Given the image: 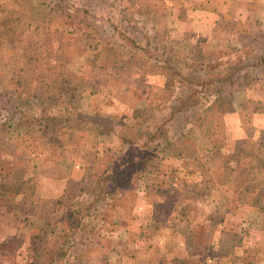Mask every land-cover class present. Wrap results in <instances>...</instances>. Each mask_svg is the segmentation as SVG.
Returning a JSON list of instances; mask_svg holds the SVG:
<instances>
[{"label": "crops", "instance_id": "1", "mask_svg": "<svg viewBox=\"0 0 264 264\" xmlns=\"http://www.w3.org/2000/svg\"><path fill=\"white\" fill-rule=\"evenodd\" d=\"M6 1L0 0V15ZM122 1L124 9L135 15L139 27L148 36L162 35L163 46L171 49L177 57L194 63L226 65L228 60L245 62L246 41L257 37L252 45L264 47V43H259L264 41V0ZM107 47L114 48L112 44ZM258 56L254 57V62L261 64ZM84 58L86 71L72 76L71 84L66 79L67 89L61 87L72 101L63 104V112L74 115L98 110L102 114L119 116L123 107L131 112L155 106L156 102H147L144 96L136 104L115 97V94H137L132 87L135 77L128 78L129 74L120 67L117 70L126 77H114L113 71L108 70L107 86L96 89L87 86L86 83H91L98 74L95 61L91 64ZM130 60L141 65L136 74L143 79L144 85L165 86V62L138 54ZM15 67L18 75L13 78L16 81L29 77L24 74V69ZM153 67L158 72L151 71ZM263 78L257 79L259 82L252 91L243 92L247 100L261 106L259 109L249 112L246 107L237 106L224 116L222 131L225 136L222 137L220 155L216 153L219 142L214 134H205L198 125L185 119L182 127L174 125L183 128L181 154L167 160L174 166L152 171L147 167L149 157L145 156L141 159L143 167L134 173L126 170V175H132L131 183L143 177L141 184L138 187H129L128 184L121 188L123 194L114 195L116 180L132 159L122 161L123 164L116 167L113 159L120 157L117 151L145 150L125 143L118 129L102 136L80 132L76 136V147L58 153L47 150L41 162L34 165V171L25 167L27 175L37 178V186L35 190L15 197L16 207L11 208L9 203L0 204V228L13 227L15 223L11 218L19 215L23 216L20 222H30L29 218L39 223L44 221L49 226L62 225L65 211L73 212L87 195L82 192L83 181L94 180L99 166L108 158L106 170L100 171V177L109 178L104 191H110V194L106 195L107 199L99 210L96 211L95 207L91 213L103 212L108 207L111 214L104 217V226L96 228V231L100 228L99 233L105 232L104 236L91 232L86 236V239L90 238L89 242L83 243L85 248L73 249L77 252V264H264V94H256L261 90L264 92ZM77 81L84 84L77 86ZM111 81L116 82L112 84ZM141 94L146 95V92ZM46 133L47 126L43 136ZM4 140L3 143L11 142ZM134 191L137 200L129 198ZM115 198H120L119 202ZM91 200L93 202L96 198ZM45 204L49 206L48 213ZM28 206L33 207L32 212H27L31 208ZM91 213L85 217L89 219ZM44 215L48 216V222L41 218ZM16 227L23 231L22 224ZM22 235L27 240L30 238L28 234ZM57 238L60 239L57 233H49V246ZM98 238L102 239L101 243ZM36 239L39 238L36 236ZM37 247L36 243H25L18 249L35 251Z\"/></svg>", "mask_w": 264, "mask_h": 264}, {"label": "rangeland", "instance_id": "2", "mask_svg": "<svg viewBox=\"0 0 264 264\" xmlns=\"http://www.w3.org/2000/svg\"><path fill=\"white\" fill-rule=\"evenodd\" d=\"M17 1L18 2L15 3L13 0H7L6 3L3 2V5L5 6H2L1 8L2 14L0 15V25L1 22H3V20L10 15L11 12L10 7L12 8L14 7L13 9H15L16 7L18 9L17 11L18 14L22 15V11L24 12L25 9V8L23 9V6L25 7V5L27 4L28 8L31 9V13H37L38 15L37 17H34L33 20H31L29 16L24 17L25 19L24 18L20 19V21L23 22L25 25L24 28L26 31V35L21 36V38H19L20 40V42L18 41L19 43L16 42L17 40L15 42H11L7 40L6 35L1 34L2 31L0 30V99H1L0 103H4L3 105H0V109H2V106H4V109L0 111V146H7V144H11L14 146L15 144H18L20 147L22 146L24 149H26L25 156L18 151L19 150L18 148H16V150L6 149L7 153L4 157L10 159L12 156L10 153L16 151V154L13 156L16 159L14 160L11 158V160L13 161L18 160V164L23 162L24 164H26L25 167L29 166L30 171H32L35 168V166L41 162L43 156L46 155L47 153L46 151L47 150L51 151L50 150L51 148L43 149V146L41 145L40 138H43L45 143H49V139H50L49 132L46 133V136L44 135L45 137L43 135L39 136L40 134L38 132V129L40 128L39 125L41 124L40 123L41 116L44 114L54 115L56 113H58L59 115L63 112V104L66 105V103H69V101L72 103V101L71 98L67 96L68 95L67 93L66 95L60 94L61 97L59 104L61 102V105L54 106V110H53V106H51V104L41 103L40 102L41 100H37L35 98V93L37 92L36 90L25 91L22 88L16 87V83L29 82L32 84L33 82L32 86H34V84H39L41 86V85L49 84L51 80L55 79L60 81L62 78H65V82L66 79H68L69 80L68 83L70 82L71 84L73 81L72 76H78V74L84 73L86 71V67L83 64V61L85 59L84 57H86L87 58L86 60L90 61L91 64L92 63L94 64L95 61L97 65L96 68L98 74L97 77H100L102 74H106L108 70L113 71V73L111 74L114 77L117 78L126 77V74L121 73L117 70V68L119 67L120 69L125 68V73L129 74V76L127 75L128 78L132 75L135 77L134 81L132 82V87L135 88V93L137 94L130 96H126V95L122 96L119 94H115L116 98L120 99L121 101H124L125 103L127 102V103L136 104L140 102L141 98L144 96V99H146L147 102L148 101L152 102L153 100H156L155 92H158L159 89L161 88H159L157 85H147V86L144 85L143 79H141L136 74V72L141 70V65L139 64L136 66H131L128 69V67L130 66L127 63L128 60L120 59L118 61V64H124L123 65L124 67L119 66L116 68L114 63L119 59L118 55L128 54L126 50L130 48L128 42H126L122 34H125L127 36L129 35L130 39H134L135 41L138 42L140 41V39H143L145 44L144 46L150 52L151 51L153 52L154 51L153 49H157V51L155 52L156 55L153 52L154 56H152L151 58H147L156 61H163L164 56H162V54L160 53L161 49L158 48L160 46L165 45L164 44L165 41L162 35L156 36L155 38L148 36L145 33V31H143L141 27H139V22L136 19L135 15H133L131 12H127L124 9V5H123L124 3L122 4L123 2L122 0H76V5H80L82 6V8L88 10L89 14L86 16L88 19L87 21L95 25V27H97V30L99 31L98 35L99 37H101L100 39L95 40L94 43H92V48H90L92 49V53L93 52L95 53H93V55H83L81 54V52L85 51V49L88 47L84 45L83 41H80L78 31H76L73 27L69 26L67 20L69 21L70 19L61 20L59 18H56L53 19L54 20L53 23H50L49 22L50 16L45 15V13H42L43 10H48L44 0H17ZM69 1H75V0H69ZM49 11H50V7H49ZM134 21L137 24L136 26V28L138 29L137 33L135 32L133 33L134 29H132V27H134L133 26V24L135 23ZM63 23H67V24L63 25ZM7 25L10 26L11 23L10 25L9 23H7ZM140 26L143 25L141 24ZM119 30L122 31L121 32L122 34L120 33ZM68 38H69V42L67 41L68 45L66 48L68 49L69 52H66L65 50H63L62 43L63 41L65 42ZM72 38L74 39V41L71 40ZM75 38L77 39V41H75ZM150 38L154 41H150ZM79 43L82 45L81 46L82 48L78 46ZM111 43L112 45L116 46V48H112V49L108 48L107 45H110ZM93 45L96 48H93ZM96 50H98L99 53L96 54ZM137 54L141 55V53L140 54L137 53ZM38 56L41 57L38 58ZM156 57L158 59H156ZM81 59L83 60L81 61ZM244 61L245 62L236 63L234 61L230 62V60H228L226 62V65L229 66L230 68L229 71H236L237 69H241V67L244 66L249 67L246 71H249L250 72L249 74H251L252 78L254 79L255 82L253 83V85L257 84L259 82V80L257 79L264 77V65H262L261 67L259 64H256L254 62L255 61L254 58H247V60ZM162 63H164V61ZM34 64L41 66V69L44 71L43 73L45 74L47 72H49V74L54 73L56 77L52 79V77L48 75L49 76L48 78H42L43 75H41L40 76L41 79L32 81V73L29 72L26 66L34 65ZM164 64L166 65V63ZM15 65L18 66L19 68L24 69V74H28L29 77L23 80L16 81V79L13 78L16 75H18V71ZM208 65H210L209 68L211 70L213 69L212 70L213 72L212 71L210 72L212 76L225 77L229 73V71L227 70L224 71L221 70L220 63H210ZM153 69L155 68L153 67L151 71L158 72V70H153ZM166 69L168 72L167 65H166ZM122 74H124L125 76H122ZM103 79L104 76L100 80L103 81ZM65 82L62 83L61 86L62 87L64 86V88L67 89L68 84H65ZM117 82L119 83V81ZM106 83L108 82L106 81ZM148 87L150 88L149 90H147ZM96 88H100L98 87V84L95 87V89ZM229 88L230 87H227L226 91H229ZM252 89H254V86L253 88H251L250 91H252ZM114 90H117V88H114ZM142 91L146 92V95H142L141 94ZM262 91L263 90L258 91L256 92V94L263 95L264 92L261 93ZM61 92H63L62 89ZM173 96L174 95H172V97L169 98L161 97V99H157L156 103H159V101L160 103L155 105V106H159L156 109L160 108L162 102L166 103L169 106L170 105L172 106V102H173L172 100H174ZM246 96L247 95H245V93L242 94L239 93V95L236 94L233 95V97L230 100V104L229 105L227 104L228 105L227 111H230L231 109H233V107L236 108L237 106H241L244 108L246 107V109L249 112L255 108L259 109V107H261L247 100ZM126 97H128L132 102H129ZM214 99H215L214 97H212L209 101L203 99V101L196 106L197 110H202L203 108H205L203 107V105L208 106L212 104ZM216 106L218 105L216 104ZM121 111L123 112L120 113L121 115L126 113L123 115V117L125 118L127 117L126 115L131 114V112L125 110V107L121 108ZM194 112L195 110H192V112H190V114L187 115H192L194 114ZM170 113L171 111L168 110L167 108H162V109L160 108V110H155V113L150 112L149 117L151 116V118L148 124L152 123V121L161 123L163 120H166L168 116L170 117ZM226 115L227 112L224 113L223 116L217 118L216 123L214 121L212 122V127L217 132V133L215 132L216 134L214 135L215 139L217 142H219L216 148L217 151L216 153L218 155H220L221 153L220 146H221L222 137L225 136L222 129L225 128L224 127L225 122L223 118L224 116L226 117ZM186 118L187 116H181L178 118V120L177 119L174 120L176 121L175 124L170 123V128L172 129L175 135L177 134L181 135V130L183 132V128L179 129L174 127V125H179V127H182L183 124L182 122H184ZM204 118L207 119L206 122H209L211 120L209 118V115H206ZM207 125H209V123L208 124L206 123V126ZM119 127L122 129L124 127V124H121ZM7 131H9V135L6 134ZM86 134L95 135L91 133H86ZM15 135H16V139L14 140ZM5 138L7 140L8 139L11 140V142L3 143L5 141L4 140ZM154 145L156 144H150V146L147 147L144 152H140L139 149L129 150L128 153H125L126 151H122L123 155L120 154V157H118L120 160L119 163H122V161L125 162L126 160H129L131 158L132 159L130 160L129 166L124 169V172L121 173L118 179L116 180V185H115L116 193L114 195L123 194L124 192L122 191L121 188L128 184L129 187L130 186L132 187V185L138 187V185L141 184V179L143 177H139V180H134L131 183L130 178L132 177V175H130L129 173L128 175H126L127 173L126 170L128 169L130 173L132 172L134 173L136 172L137 169L143 167L141 163V159H143V157L145 156L146 157L148 156L150 159H152L154 163L155 158L152 155H156L155 153H157V149L154 147ZM151 147H153V149H151ZM180 149H181V143H180ZM107 155H109V153H107ZM4 160L8 161V159L5 158ZM155 163L157 165V168H159L160 166L159 161L155 160ZM170 165L174 166L173 162L166 161L165 165H163L162 168L165 169L166 167H170ZM182 166L189 167L186 165H182ZM8 170L9 169H7L5 173H7ZM24 170H26V168ZM15 172L16 173L14 175L10 174L9 176H7V174H5L4 177L10 179L9 182H14L15 179L19 180V178H21L23 175L21 176V174L18 171ZM36 186L37 184L33 188H31L32 184L31 182H28L25 185V188L22 193L23 194L29 193L32 190H35ZM88 196L89 195L87 194L86 197L83 198L78 203L77 207L74 208L75 220L70 223L69 225L70 227L69 229H67L68 236L66 235L67 238H65V241L64 239H62L60 232L64 223L56 227L55 225L49 226V223H45L44 221H42V223H39L38 220L31 221L29 218L28 221L30 222L25 223V221L23 220L22 222H20L21 217H23L21 215H19L17 218L14 219L12 217L11 219L15 223L13 227H9V228L7 227L2 229L0 228V264H64L63 261L65 259L64 258L65 253L63 252H65L66 250H68V253H72L71 255H69L72 258L70 259V264H77L76 263L77 252L73 251V249L76 247L85 248L86 244L83 246V243L86 241L89 242L90 238L86 239V236L91 232H95L97 233V235L100 234L101 237L102 235L104 236L105 232L101 231L99 233V231L100 228L105 224L103 223L104 217L106 215L111 214V212L108 210V207L103 212L100 210L98 213H95L94 211L91 213V210L88 207L92 201L91 199L92 198L94 199V197L96 198V196L91 195L89 196L90 198H87ZM129 196L130 199L136 198L137 200L138 195L134 191ZM115 199L117 201L120 198H115ZM42 200L44 201V199ZM9 204L12 208V207H16L18 202L14 200V201H10ZM29 204L34 206L32 203ZM46 204L43 206L45 208V212L48 213L47 208L49 206H46ZM32 206H28V208L29 207L31 208L28 209L27 212H32L31 211V209L33 208ZM90 213L91 215H88L90 217L89 219H87L85 216ZM46 217L48 216L44 215L41 218L45 219V221L48 222L46 220ZM66 217H67V212L65 211V218H64L65 221H66ZM21 224L23 227L22 228L23 231H20V229H16L17 228L16 226L18 225L20 227ZM97 226L98 227L100 226V228H98L99 231L98 230L96 231ZM49 227L51 228L50 230ZM77 227L81 230H76ZM22 233L30 235L29 236L30 238L27 240L26 237L22 235ZM49 233H53V234L57 233V236L60 237V239L57 238V241L54 242L53 245H50L51 247L49 246ZM36 236L39 238L38 240L36 239ZM7 239H9V241H6ZM101 240L102 239L99 238L97 239L99 243H101ZM71 241H73V244H71ZM25 243L32 245L36 243V246L38 247L35 249V251L31 248H27L25 250L20 251V249L18 248ZM66 243L69 244L67 245ZM81 253L84 252L81 251ZM82 257H87V256H84L82 254Z\"/></svg>", "mask_w": 264, "mask_h": 264}, {"label": "trees", "instance_id": "3", "mask_svg": "<svg viewBox=\"0 0 264 264\" xmlns=\"http://www.w3.org/2000/svg\"><path fill=\"white\" fill-rule=\"evenodd\" d=\"M46 7L48 10H43L42 13H45V15L50 16L49 22L53 23L56 18H59L61 20L70 19L67 20L69 26L73 27L76 31L79 33V39L80 41H83L84 45H86L85 51H82L81 54L83 55H93L92 53V43H94L95 40L100 39L99 37V31L97 30V27L95 25L89 23L87 20L88 10L85 8H82L80 5H76L75 1H69V0H44ZM50 7V11H49ZM25 8V9H24ZM24 12L22 11V15L18 14V9L15 7V9H12L10 12V15L1 22L0 30L2 31L1 34H5L7 40L11 42H18L20 41L19 38L21 36L26 35L25 31V25L23 22L20 21L21 18H24L26 16H29L31 20L34 19V17H37V13H31V9L28 8V5L26 4L25 7L23 6ZM27 11V12H26ZM133 14V13H132ZM54 17V18H53ZM25 19V18H24ZM56 21V20H55ZM135 22V21H134ZM7 23H11L10 26L7 25ZM67 23H63L65 25ZM133 24V23H131ZM134 29L133 33H137L138 29L136 28L137 24L136 22L133 24ZM104 27V26H103ZM122 30V29H120ZM119 30V31H120ZM118 31V33H119ZM122 31H120L121 33ZM122 34V33H121ZM124 36L126 42H128L130 48L127 51L128 54H122L118 55V60L116 61L115 65L116 68L119 66H123L124 64H118V61L120 59L124 60H130L134 57L135 54L141 53L143 57L151 58L154 56V53L157 51V49H153L154 53L146 49L144 46V40L140 39V41H135L134 39H130L129 35L122 34ZM155 38V37H154ZM259 37H257L258 39ZM78 39V40H79ZM257 39H251L246 41L245 45V54L247 58H254L258 57L260 55V66L264 65V47L262 46H253L252 42L256 41ZM74 41V39H71ZM69 42V38L63 43L62 47L63 50L66 52H69L67 47V43ZM75 41L77 39L75 38ZM150 41H154L150 38ZM259 43H264V41H259ZM112 44V43H111ZM78 46L82 48L81 44L79 43ZM114 48L116 46L113 45ZM93 48H96L93 45ZM118 49V48H117ZM158 49H161V54L164 56L163 61L166 63L168 72H166V83L165 86L161 89H159L156 93V100H153L152 102H156L157 99H161V97L169 98L172 97L174 100H172V106L167 105L166 103H161L160 108H167L171 111L170 117L166 120H163L161 123L153 122L148 124L150 121L149 113L153 112L155 113V110L159 106H152L149 109H136L131 111L130 115H126L127 117H123V115L119 116H111V115H105L98 111L96 112H88V113H77V114H71L70 112L64 111L61 114L58 115V113L54 115H42L40 120V128L38 129L39 136L43 135L44 127H48L49 132V143H45L43 138H40L41 145L43 146V149H50L53 153L61 152L62 150L68 151L71 147L77 145L76 142V136H78V133H91L95 134L97 136L102 135H109L113 132H115L117 129L120 130V134L122 135V139L125 143L139 146L142 149H146L150 146V144H156L154 147L157 149L156 155L154 156L155 160H158L160 163L159 170L163 169L162 166L165 165V162L168 160V158H173L174 155H180L181 149H180V143L181 138L180 134L175 135L172 129L170 128V123L174 120H178L181 116H187L186 119H190L192 123L198 125L199 129L203 130L205 134H216L217 132L212 127V122H217V118L223 116L224 113L227 111V106L230 104V100L233 97V95L241 94L243 92H246L248 90H251L253 88V83L255 82L252 78L251 74H249V71H246L249 67H241V69H237L236 71H229L230 68L228 65H222L220 64V68L222 71L227 70L229 71L228 75L225 77H215L210 74L211 70L209 68L210 65L205 63H194L189 61L187 58H182L180 56L177 57L171 49L167 48L166 46H160ZM121 51V50H119ZM99 53L98 50H96V54ZM128 55V56H127ZM156 55V53H155ZM36 56V55H35ZM41 56H38V58ZM98 57V55H97ZM156 59H158L156 57ZM127 63L130 65L128 69L131 66H136L137 64H134L131 60L127 61ZM124 67V66H123ZM26 68L29 70L30 73H32V81H36L37 79L42 78H48L49 76L54 79L56 75L49 74L47 72L46 74L43 73L44 71L41 69V66L39 65H27ZM125 69V68H124ZM42 70V71H41ZM213 72V71H212ZM243 73V74H241ZM45 74V75H44ZM49 75V76H48ZM104 76L103 81L100 79ZM108 78L106 74H102L100 77H97L91 81V83H86L87 86L92 87L95 89V87L98 84V87L107 86ZM65 82V78H62L59 80H51L49 84L45 85H39L34 84L32 86L29 82H18L16 83V87L22 88L25 91H37L35 93V98L37 100H41V103H48L53 106H60V94L66 95V93L61 92V84ZM97 82V84H96ZM116 81H113L115 83ZM258 82V81H257ZM37 83V82H36ZM83 83V82H82ZM80 81H77V86L82 84ZM229 88V91H226V88ZM235 87V89H234ZM155 90V89H154ZM177 95V96H176ZM68 96V95H67ZM205 97V98H203ZM212 97L215 99L213 100V103L204 106L202 110H197L196 106L200 104L203 99L206 101H209ZM153 98V99H155ZM163 99V98H162ZM1 102V99H0ZM175 102V103H174ZM160 103V101H159ZM156 103V104H159ZM4 103H0V105H3ZM155 104V105H156ZM216 104L218 106H216ZM228 104V105H227ZM4 109V106H2V109ZM192 110H195L194 114L187 115L192 112ZM55 112V111H54ZM148 113V114H147ZM182 114V115H181ZM206 115H209V122H206V118H204ZM154 116V115H153ZM192 116V117H191ZM206 123L209 125L206 126ZM121 124H124V127L121 129L119 126ZM216 132V133H215ZM65 137V139H64ZM18 148L19 152L22 153L24 156L26 155V149H24L22 146L20 147L18 144H15L14 146L11 144H7V146H0V204H7L10 203V201H13L15 197H17L19 194H21L25 188V185L28 182H31L33 188L37 184V180L35 178H32L31 176L27 175V171L25 169V165L23 162L20 163L22 167H19L18 160L13 161L12 159H16L13 157L16 154V151L10 153L12 156L11 158L4 157L6 155V149H15ZM153 149V147H151ZM143 151V150H142ZM120 152L121 151H117ZM9 153V152H8ZM8 159V161L4 160ZM114 158V156H113ZM117 158V157H115ZM118 159V158H117ZM113 159L115 162V166L119 167L121 166L119 163V159ZM153 163V160L149 158V162H147V167L151 169L152 171L157 172V165ZM7 163H6V162ZM21 161V160H19ZM108 164V158L101 163L99 166L97 173L95 174L94 180H88L85 179L82 184L84 185V188L82 189L83 193L88 194L89 196H96V200L90 203L89 207L90 210L94 209L98 211L101 206L102 202L107 199L106 195L110 194V191H104L106 188V185L108 186L109 178L107 176L100 177V171L106 170V165ZM118 165V166H117ZM114 166V167H115ZM22 168V169H21ZM8 170L7 173L5 171ZM15 171H19L21 174V178L19 180L15 179L14 182H9L10 179L7 177L5 178V174L9 176L10 174L16 173ZM33 181V182H32ZM108 182V183H107ZM116 192V190H115ZM95 198V197H94ZM98 198V200H97ZM101 202V203H100ZM6 206V205H5ZM75 211L73 209V212H67L66 221L64 222V225L61 229V237L62 239L67 238V229H69V225L72 221H74L75 217ZM76 229V228H75ZM76 230H81L77 227ZM67 235V236H66ZM66 236V237H65ZM65 241V240H64ZM67 244V243H66ZM69 244V243H68ZM67 244V245H68ZM64 255V264H70V259H72L69 255L72 253H68V250H66Z\"/></svg>", "mask_w": 264, "mask_h": 264}]
</instances>
